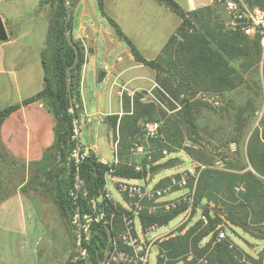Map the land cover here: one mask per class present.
I'll list each match as a JSON object with an SVG mask.
<instances>
[{
  "label": "trees",
  "instance_id": "obj_1",
  "mask_svg": "<svg viewBox=\"0 0 264 264\" xmlns=\"http://www.w3.org/2000/svg\"><path fill=\"white\" fill-rule=\"evenodd\" d=\"M73 1L70 0V8ZM158 1L181 21L167 38L157 57L146 59L116 21L107 15L104 1L96 0L99 13L106 18L118 38L127 45L134 60L155 70L158 96L166 103L168 110L174 113L173 118L167 117L166 112L154 102L141 101L139 94L134 95L131 100L126 95L123 96L122 114L105 117L114 140L116 136L118 138L117 164H103L91 151L82 156L84 146L80 143L77 146L70 109L72 102L79 124L78 114L82 102L78 82L84 60L82 48L73 39L72 14L70 21L65 24V0L40 1V4H48L50 8L48 28L40 53L43 67L42 89L20 103L0 110L1 126L4 119L21 105L40 101L51 112L55 121L53 142L40 159L30 161L27 181L23 175L13 178V165L22 161L12 158L0 139V201L17 191L25 193L28 186L37 184L34 188H41L40 192L52 196L60 216L65 221L76 217L84 225V216H88L90 220L87 222V239L81 230L79 245L87 251L89 264H97L104 255L108 246L106 228L110 229L114 239L123 228L121 212L131 215L119 203L114 204L102 198L106 193L105 177L111 175L120 179H140L147 173L172 167L174 164V158H169L164 163L151 165L147 170L148 163L142 161L141 172L127 165L128 146L139 131L137 121L143 117L155 119L156 115H160L166 119V125L171 120L182 122L191 133L198 135L197 115L201 109L213 108L201 94H222L236 90L246 84L245 74L258 65V37L228 30L217 4L184 11L174 0ZM244 1L264 10V0ZM66 28L71 32L72 41L78 48V60L70 70V97L66 89L65 69L74 61V49L66 41ZM98 79H101L100 73ZM245 109L254 114L257 111L256 102L248 101ZM239 115L237 123L235 122L237 128L242 126ZM246 135L242 142V152L238 151L240 145L237 139L234 140L237 143L234 150L235 163H226L224 168L205 165L200 169L192 214H195L196 207L203 204L200 214L206 218V223L198 218L186 230L183 231L186 225H182L161 240L157 248L159 255L164 254L167 258L164 264H264L263 255L256 258L248 255L231 242L227 234L231 228H237L255 238L264 239V109L258 126ZM186 150L190 157L196 159L188 148ZM74 152L78 154L79 160L73 155ZM162 157L161 152L157 151L153 153L149 163ZM166 181L167 178L158 185ZM92 199L96 201L97 212L103 213L100 219H96V213L93 212ZM185 208L182 205L168 212H142L138 215L140 225L143 229L153 224L166 225ZM219 230L224 232V238L218 237ZM108 247L110 248V244ZM157 262L161 264L162 258L157 256Z\"/></svg>",
  "mask_w": 264,
  "mask_h": 264
},
{
  "label": "rangeland",
  "instance_id": "obj_2",
  "mask_svg": "<svg viewBox=\"0 0 264 264\" xmlns=\"http://www.w3.org/2000/svg\"><path fill=\"white\" fill-rule=\"evenodd\" d=\"M10 1L13 0H0L2 14H6L5 10ZM186 1H180L182 8L186 9L189 6L187 4L188 1ZM202 1L207 3L205 5L213 4L210 0ZM95 6L97 8L96 1ZM104 6L107 15L116 21L123 33L131 39L138 50L143 51L148 57L156 56L158 50L162 48V45L170 36L169 33L176 27L175 21L178 16L158 0H107ZM185 9L182 10L189 11V9ZM97 13L100 17L99 11ZM219 14L222 19H225L221 8ZM16 16L18 17L12 26L14 31L22 34L20 43L30 46V48L25 46V53L23 54L25 67L23 69L25 74L28 73V77L32 79L35 69L36 73H38L39 65L36 59L38 55L35 52H31L30 49H37V46L44 40L48 28L47 19L42 8L38 12L35 0H25V11L20 10ZM111 29L115 34L114 29L112 27ZM115 36L118 38L116 34ZM122 43L123 46L126 45L123 41ZM113 54L111 58H113ZM103 56V50L100 48L97 53L99 64L103 60ZM34 59H36V62ZM18 69H21V62ZM143 69L155 71L147 66ZM263 72L264 65L261 66L258 61L257 68L250 69L245 74V85L222 94H201V97L209 101L213 108L211 110L201 109L197 115L196 132L198 135L191 133L182 122L171 120L166 125V119L156 115L155 119L161 123L164 139L160 143L153 144L154 153L160 152L159 149L161 148H165L168 153L166 155L161 153L163 155L162 158L156 162L148 163L147 170L151 165L164 163L169 158H174L172 166L174 169H170V167L160 168L155 172L147 173L148 185L154 184L155 180L164 174L180 171L187 167L194 166L200 170L205 165L224 168L226 163H235L236 153L234 150L237 143L234 140L237 139L240 145L238 151L242 152L244 149V145L242 146L244 137L258 126V121L264 109ZM154 73L156 76V72ZM30 74L32 75L31 77ZM147 76L149 79L146 80V84H151L149 88L125 89L123 84V86L119 85L120 93L116 94L117 98L114 97V103L120 99L122 108L123 96L126 95L131 100L134 95L139 94L141 101L154 102L166 112L167 117L173 118V111L168 110L166 103L160 100V96H158V85L155 82V76L151 78L149 74ZM88 85L92 90L93 84L90 73L88 75ZM91 90L88 91L87 96L86 106L88 112H93L95 109L93 91ZM102 97L104 105H106L105 94ZM250 100L256 102L257 111L254 114L245 109V104ZM120 111L119 114H122V109ZM240 111H242L241 114L239 113ZM238 115L242 121L241 128H237L235 125ZM89 118L90 122L87 125L78 124L80 145L93 146V144H97L101 155L108 162H112L113 152L111 147L118 139L117 136L114 140L113 133L106 122L98 128L97 117L91 115ZM145 119L147 118L143 117L137 121L139 131L134 135L131 143L133 141H144L140 123ZM186 148L190 150V154L196 159L187 154ZM88 151L86 150V152ZM29 163L30 161L24 162V166L21 165L22 162L14 164L12 168L13 178L17 179V177L23 175L25 181H27L29 178ZM136 182L141 183L140 181ZM114 183L115 180L108 183L109 193L113 199L121 203L122 197L117 192ZM35 185L37 184L28 186L25 193L17 191L27 198H25V202L13 199L8 202L6 208L0 206V264H65L71 255L75 256L77 254L82 230L81 223L76 217H72L70 221H65L60 216L52 196L40 192L41 188L35 189ZM28 199L34 211L27 207L26 202H28ZM92 209L97 217L99 214L97 205L92 206ZM192 211L190 217L182 223H179L182 216L178 215L166 225L159 226L146 235L149 239L156 237L154 241L156 246L151 249L148 264H155V262L158 264L156 259L157 247L161 240L182 225H186L183 231L186 230L199 218L200 210L196 209L194 215ZM135 225L138 227L137 219H135ZM227 225L229 226V224ZM227 234L230 241L238 245L248 255L254 258L260 255L264 257V239L255 238L237 228H231V230L227 231ZM35 253H41V255L37 257ZM87 263H89L88 259ZM176 264H181V262Z\"/></svg>",
  "mask_w": 264,
  "mask_h": 264
},
{
  "label": "crops",
  "instance_id": "obj_3",
  "mask_svg": "<svg viewBox=\"0 0 264 264\" xmlns=\"http://www.w3.org/2000/svg\"><path fill=\"white\" fill-rule=\"evenodd\" d=\"M40 1L42 0H35V3L38 6V12H40L42 8L48 25L50 8L48 4H40ZM95 1L74 0L70 11L73 17V39L77 41L82 48L84 60L80 69L78 82L82 102V108L78 114L79 123L87 125L90 122L89 117L95 115L97 117V127L100 128L105 123V117L107 115L119 114V111L122 109L120 99H116L117 101L115 103L113 101L114 97L117 98L116 94L120 93L119 85L123 84L125 89L149 88L151 84H146V80L149 79L147 75L149 74L150 78L152 76L154 77L155 71L143 69L145 65L134 60L129 48L127 45L123 46L122 41L115 36L106 18L101 14L100 17L98 16L97 12L99 10L97 11ZM106 1L107 0H104V3ZM174 1L182 8L180 4L181 0ZM193 3L195 6L207 4L202 0H193ZM186 9L190 10V7L188 6ZM20 10L25 11V0L10 1L6 7L5 15L2 14L0 10V17L7 33L6 41H0V110L4 107L20 103L23 99L34 95L43 87V67L40 53L44 45L45 36L42 43L37 46V49H30L31 52H35L38 55L36 59L39 65L38 73H36L35 69L34 77L31 79L28 77V73L25 74V70L23 69L25 67L23 56L25 53V46L29 48L30 46L25 43H20L22 34L14 31L12 26V24L16 22L18 17L16 15ZM180 21L181 19L177 17L175 21L176 27L179 25ZM172 32H170L169 35H171ZM100 48H102L104 56L99 64L97 53ZM160 51L161 48L158 50L156 56ZM139 52L146 59H153L156 57H148L143 51ZM112 54L113 58H111ZM36 59H34L35 62ZM20 62L21 69H18ZM89 73L91 74V81L93 84L92 90L88 85ZM99 73L101 75L100 80L98 79ZM31 76L30 74V77ZM89 90L93 91L95 105L93 112H88L86 106ZM104 94L106 96V105H104L102 100ZM119 115H121V113ZM54 124L53 115L42 102H31L26 105H21L4 119L0 126V139L12 158L22 162L38 160L53 142ZM84 149L85 151L89 150L93 152L97 157H103L97 144H93V146H84ZM170 169L174 168L170 167ZM176 172L160 176L155 180L154 184L165 181L166 178ZM25 198L26 197L20 192H17L0 201V206L6 208L8 202L13 199L25 202ZM26 204L29 209L31 208V211H34L29 199ZM35 254H37V257L41 255V253Z\"/></svg>",
  "mask_w": 264,
  "mask_h": 264
},
{
  "label": "built area",
  "instance_id": "obj_4",
  "mask_svg": "<svg viewBox=\"0 0 264 264\" xmlns=\"http://www.w3.org/2000/svg\"><path fill=\"white\" fill-rule=\"evenodd\" d=\"M190 10L201 6H195L193 0H187ZM217 4L223 11L225 17V26L230 31H239L249 37H258L260 45L259 62L264 65V10L257 5H250L244 0H210ZM140 127L143 134V142L133 141L127 149V165L134 168L135 171H143V163L152 161L154 153V143L163 141V133L161 123L156 119H145L141 121ZM160 152L166 155L168 152L165 148L159 149ZM113 161L108 162L104 157H99L98 160L103 164H117L119 162L117 140L113 143ZM77 159L79 156L74 152ZM87 155L84 151L82 156ZM147 168V166H146ZM200 170L194 166L187 167L179 172L170 175L167 181L162 184L148 185L147 177L142 176L140 179H120L107 175L105 177V195L112 203H119L113 199L109 193L108 183L115 180L114 185L116 190L122 197V203H119L122 208L130 212L128 215L121 212L123 228L112 239L109 248V254L105 264H148L151 255V249L156 246L154 241L156 237L149 239L146 235L155 230L159 226L156 224L150 225L143 229L140 225L138 215L140 213L154 214L157 212H168L185 205L186 208L179 215L182 219L179 223L185 221L190 217L191 211L194 208V193L196 182ZM135 181V182H134ZM136 181H140L138 183ZM96 204L95 200H91V205ZM196 209H199L196 207ZM103 213H99L96 219L102 218ZM86 219L82 230L86 235L88 234V223L90 218L84 216ZM199 218L206 223V218L200 214ZM135 219L138 221V227L135 225ZM219 238H224L225 234L219 230ZM80 240V237H79ZM157 256L162 258V263L167 260L164 254ZM157 259V257H156ZM82 261V264L87 263V251L79 245L77 254L73 256L65 264H77ZM156 264V262H155Z\"/></svg>",
  "mask_w": 264,
  "mask_h": 264
},
{
  "label": "water",
  "instance_id": "obj_5",
  "mask_svg": "<svg viewBox=\"0 0 264 264\" xmlns=\"http://www.w3.org/2000/svg\"><path fill=\"white\" fill-rule=\"evenodd\" d=\"M64 6H65V11H66V18H65V24H67L70 21L71 18V11H70V0H65L64 2ZM65 38L66 41L68 43L69 46H71L74 49V61L70 66H67L65 69V81H66V89L68 92V95L70 97V83H71V78H70V70L71 68L76 64L77 60H78V48L75 45V43L72 41L71 38V32L68 30V28L65 29ZM7 39V33L3 24V21L0 17V41H6ZM72 116H73V123H74V133H75V137H76V141H77V146H79V125L77 122V118L76 115L74 113V109H73V104L71 102V109H70ZM79 160V159H77ZM203 204L199 205V210L201 208ZM107 231V235H108V246L109 244L112 242V237H111V231L110 229L107 227L106 228ZM106 247L105 251H104V255L102 258H100L97 262V264H105L108 254H109V247Z\"/></svg>",
  "mask_w": 264,
  "mask_h": 264
}]
</instances>
